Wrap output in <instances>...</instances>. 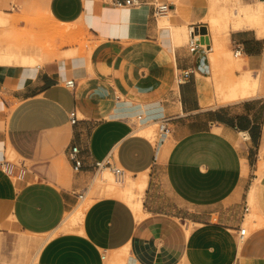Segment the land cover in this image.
Returning a JSON list of instances; mask_svg holds the SVG:
<instances>
[{
  "label": "crops",
  "instance_id": "1",
  "mask_svg": "<svg viewBox=\"0 0 264 264\" xmlns=\"http://www.w3.org/2000/svg\"><path fill=\"white\" fill-rule=\"evenodd\" d=\"M117 1L125 0H0V11L77 23L93 44L41 64L0 63V228L48 234L37 264H106L126 245L132 264H264V90L226 103L210 95L233 77L217 73L225 58L212 57L211 0ZM170 20L188 26L189 39L205 26L208 47L175 43ZM237 45L244 63L235 75L264 68L256 29L231 27L223 50ZM165 116L171 130L160 139L137 132ZM108 159L136 178L146 173L145 216L104 196L85 209L82 233L62 230ZM252 191L262 224L244 239Z\"/></svg>",
  "mask_w": 264,
  "mask_h": 264
},
{
  "label": "rangeland",
  "instance_id": "2",
  "mask_svg": "<svg viewBox=\"0 0 264 264\" xmlns=\"http://www.w3.org/2000/svg\"><path fill=\"white\" fill-rule=\"evenodd\" d=\"M253 1L256 0H251V2ZM23 9V11L12 8L8 9L7 11L12 13L11 22L0 25V53L6 51L9 47H17L20 49L19 53H12L9 60L0 58V63L36 65L63 56H73L79 51L86 52L88 50L90 52L92 50L93 44L85 27L78 26L77 23L70 25L53 23L45 20L41 15L31 14L26 12V8ZM54 27L64 28L67 32L70 30L72 32L64 35L57 28L54 30ZM184 43L189 45L190 39L186 38ZM67 46L71 48L64 50ZM214 48L216 54H212V57L217 59L225 58L228 64L224 68L218 69L217 73L226 75L230 72L233 77H240L241 75H235V71L237 69L243 71L244 60L239 58L242 56H235L233 48L229 46H227V54L220 53V48L216 44H214ZM232 59H241V64L236 65L232 63ZM256 72L248 70L245 73L254 75ZM153 130V134L147 137L160 139L157 124L155 123L153 124ZM8 158L20 163V159L15 158L14 155L9 154ZM129 174L126 176L124 182L128 179ZM113 177H115L114 174ZM114 179L117 181L114 180L115 185L124 184V182H119L116 177ZM108 185L106 183L102 184L94 178L87 187L85 198L81 199L77 205L87 207L89 202H93L99 197L101 190L102 197L113 196L106 191L105 187H109ZM116 197L121 198L119 196ZM251 219L252 217H247V221L244 224L245 227L249 228V225L251 226ZM47 237L48 234H34L17 228H0V264H36L38 262L39 241H43L44 243ZM107 256L106 264H127L128 258L131 257L130 253L124 247Z\"/></svg>",
  "mask_w": 264,
  "mask_h": 264
},
{
  "label": "bare ground",
  "instance_id": "3",
  "mask_svg": "<svg viewBox=\"0 0 264 264\" xmlns=\"http://www.w3.org/2000/svg\"><path fill=\"white\" fill-rule=\"evenodd\" d=\"M209 5L210 9L218 8L217 14L211 16L209 18V22L212 29H214L213 44H216L222 50L224 41L228 40L231 27L234 29H256L258 36L264 37V0H256L254 3H240L238 1L231 0H211V3ZM10 22L11 13L0 11V25L8 24ZM62 24L70 25L71 23ZM167 24L169 25V28H172V31L170 30V32H173L171 34H174V36L172 35L171 38L174 37L173 40L175 39V43L182 41L184 38H189L190 29L188 28V26H175L174 24H172L171 20L169 21V23L167 22ZM56 28L57 27H54V30ZM57 29L64 35H68L72 32L71 30L67 32L64 28ZM205 35L206 36L197 35V37L204 43L206 41L205 38L208 37L207 33ZM19 52L20 49H18L17 47H9L6 51L0 53V58L9 60L12 53ZM222 52L227 54V52H224V50ZM23 56L25 57V55ZM239 58L243 60V57ZM241 59H232V63L236 65L241 64ZM263 85L264 68L258 70L254 75L244 72L240 77H232L226 80L224 83L216 82L214 91H212L210 95L212 96V98L217 99V101H219L220 103L234 102L261 94L264 90ZM137 132L146 136H151L154 132L153 123H150L146 126H141ZM95 178L102 184H109V187H105L106 191H108L110 195L119 196L124 199L133 209L136 217L139 220H141L145 216L146 213L143 209V195L146 186V173L141 174L137 178L129 174L128 179L125 182L124 180L126 177L124 178V180H119V182H124V184L119 185L114 184V180L116 181V179H114L115 177H113V173L108 168L104 169L102 173H98L97 175H95ZM104 190L103 193L105 194ZM102 195L103 194L101 190L99 192V197L97 198L102 197ZM254 201L255 195L254 191H252V211L248 216L252 217L251 224H253L254 226H259L262 224V216L258 212L257 206ZM91 203L92 202H89L88 206ZM87 207L77 205L70 212H68L62 225V230H71L82 233L83 231L81 228V224L83 222V216ZM246 229L248 228L246 227ZM39 244L40 246H38V248L40 250L43 241H39ZM124 248L130 253L128 245L124 246ZM127 264H132V260L130 257L128 258Z\"/></svg>",
  "mask_w": 264,
  "mask_h": 264
},
{
  "label": "built area",
  "instance_id": "4",
  "mask_svg": "<svg viewBox=\"0 0 264 264\" xmlns=\"http://www.w3.org/2000/svg\"><path fill=\"white\" fill-rule=\"evenodd\" d=\"M140 0H125V1H117L118 5H122V4H136L138 3ZM169 9V5L165 4V3H161L159 5L156 6V12L157 13H165L167 12V10ZM203 33L200 32V26H193L192 27V33H191V37H190V43H189V47L191 51H197L200 48H207L208 44H204L202 40H200L197 35H202ZM234 53L236 56H239L242 54V47L240 45H237L234 47L233 49ZM66 85L70 88H74L76 86V83L73 79L68 80L66 82ZM171 117L169 116H165L162 117L160 119H158L155 124H157V130L160 135L163 134H167L168 132H170L171 127L169 126V121H170ZM70 120L72 123H76L79 120V114L77 112V110H71L70 111ZM79 152L80 149L78 146H73L72 151H71V157L72 160L74 161V165L76 169L82 168L83 167V160L82 158H80L79 156ZM98 171L100 173L103 172L104 169L108 168L117 178V180H124V178L127 175V170L121 166L120 164H115L112 162L111 159H108L106 162H97L96 164ZM8 170L10 172H12V165L8 166ZM80 197L83 198L84 197V193L80 194ZM240 235L241 238H244L247 236V229L246 227H242L240 229Z\"/></svg>",
  "mask_w": 264,
  "mask_h": 264
},
{
  "label": "water",
  "instance_id": "5",
  "mask_svg": "<svg viewBox=\"0 0 264 264\" xmlns=\"http://www.w3.org/2000/svg\"><path fill=\"white\" fill-rule=\"evenodd\" d=\"M200 32L203 34L208 33L207 28L205 26H200Z\"/></svg>",
  "mask_w": 264,
  "mask_h": 264
}]
</instances>
